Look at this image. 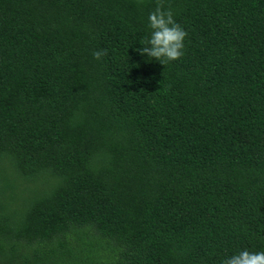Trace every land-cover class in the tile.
Returning a JSON list of instances; mask_svg holds the SVG:
<instances>
[{"label": "trees", "instance_id": "obj_1", "mask_svg": "<svg viewBox=\"0 0 264 264\" xmlns=\"http://www.w3.org/2000/svg\"><path fill=\"white\" fill-rule=\"evenodd\" d=\"M157 6L187 32L166 67L137 51ZM245 248L264 250V0H0V264Z\"/></svg>", "mask_w": 264, "mask_h": 264}, {"label": "clouds", "instance_id": "obj_2", "mask_svg": "<svg viewBox=\"0 0 264 264\" xmlns=\"http://www.w3.org/2000/svg\"><path fill=\"white\" fill-rule=\"evenodd\" d=\"M147 19L149 34L144 38L143 45L137 49L139 55L164 67L179 61L185 53L187 32L174 19L173 12L157 6ZM103 55L104 50L93 53L96 60H100ZM221 264H264V250L238 249L222 259Z\"/></svg>", "mask_w": 264, "mask_h": 264}]
</instances>
